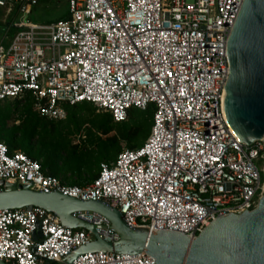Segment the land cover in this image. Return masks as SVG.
Instances as JSON below:
<instances>
[{
    "label": "built area",
    "instance_id": "1",
    "mask_svg": "<svg viewBox=\"0 0 264 264\" xmlns=\"http://www.w3.org/2000/svg\"><path fill=\"white\" fill-rule=\"evenodd\" d=\"M242 0H64L67 17L50 23L29 15L38 0H0V102L31 101L50 121L66 105L91 104L114 123L130 108L153 106L143 144L100 162L95 178L68 186L37 161L0 142V181L82 202L104 201L124 223L192 239L212 220L252 210L264 194L263 139L238 142L222 109L226 40ZM5 43L3 44V42ZM2 187L0 186V191ZM74 217L99 238L117 235L95 213ZM93 240L44 209H0V260L58 264ZM68 264H153L144 253L90 251Z\"/></svg>",
    "mask_w": 264,
    "mask_h": 264
},
{
    "label": "water",
    "instance_id": "2",
    "mask_svg": "<svg viewBox=\"0 0 264 264\" xmlns=\"http://www.w3.org/2000/svg\"><path fill=\"white\" fill-rule=\"evenodd\" d=\"M226 58L228 70L222 97L226 123L238 142L248 145L263 139L264 143V0L241 1L226 40ZM0 186V209L37 206L53 214L65 227L91 232V242L58 264H68L90 251L144 253L153 259V264H264V194L252 210L216 218L189 239L176 232L129 227L120 212L104 201L82 202L2 181ZM76 212L104 217L117 240L102 241L91 224L72 215ZM0 264L6 263L0 260Z\"/></svg>",
    "mask_w": 264,
    "mask_h": 264
},
{
    "label": "trees",
    "instance_id": "3",
    "mask_svg": "<svg viewBox=\"0 0 264 264\" xmlns=\"http://www.w3.org/2000/svg\"><path fill=\"white\" fill-rule=\"evenodd\" d=\"M66 17L65 9L58 20ZM12 20H16L14 16ZM64 109L63 120L50 121L31 110L28 98L0 102V142L8 152H22L37 161L44 175L57 177L68 186L90 183L100 162L113 161L122 149L140 147L149 133L153 112L152 105L144 110L130 108L124 121L114 123L107 112H95L88 103ZM81 128L84 135L79 139ZM261 177L264 180L263 172Z\"/></svg>",
    "mask_w": 264,
    "mask_h": 264
},
{
    "label": "rangeland",
    "instance_id": "4",
    "mask_svg": "<svg viewBox=\"0 0 264 264\" xmlns=\"http://www.w3.org/2000/svg\"><path fill=\"white\" fill-rule=\"evenodd\" d=\"M65 9L66 6L64 0H40L39 3L34 8H32L29 18L36 23H50L60 19ZM6 15L7 14L5 13L4 8H0V39L3 37L4 33L7 35V37H9L15 32L14 29H9L7 32H5V30L3 29V24L6 20L9 21V19L13 16L16 21L21 20V17L18 14L11 13L10 16L5 19ZM4 43L5 41L3 42V44ZM95 112L100 111L95 110ZM84 128H81L80 130L79 139H82L81 136L84 135ZM259 165L264 173V160H261L259 162Z\"/></svg>",
    "mask_w": 264,
    "mask_h": 264
},
{
    "label": "bare ground",
    "instance_id": "5",
    "mask_svg": "<svg viewBox=\"0 0 264 264\" xmlns=\"http://www.w3.org/2000/svg\"><path fill=\"white\" fill-rule=\"evenodd\" d=\"M223 95H224V92H223V94H222V97H223ZM190 239V238H189Z\"/></svg>",
    "mask_w": 264,
    "mask_h": 264
}]
</instances>
